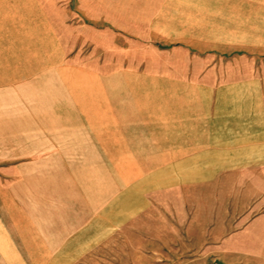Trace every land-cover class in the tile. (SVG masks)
Segmentation results:
<instances>
[{"label":"crops","instance_id":"crops-1","mask_svg":"<svg viewBox=\"0 0 264 264\" xmlns=\"http://www.w3.org/2000/svg\"><path fill=\"white\" fill-rule=\"evenodd\" d=\"M0 264H264V0H0Z\"/></svg>","mask_w":264,"mask_h":264},{"label":"rangeland","instance_id":"rangeland-1","mask_svg":"<svg viewBox=\"0 0 264 264\" xmlns=\"http://www.w3.org/2000/svg\"><path fill=\"white\" fill-rule=\"evenodd\" d=\"M217 163H215L216 165ZM199 167L202 168V169H205L207 167V163L205 162H199Z\"/></svg>","mask_w":264,"mask_h":264}]
</instances>
